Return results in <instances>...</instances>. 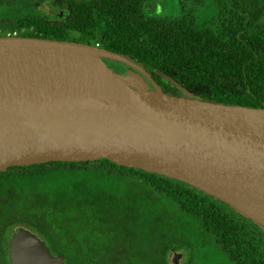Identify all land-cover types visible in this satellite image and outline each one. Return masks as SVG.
Masks as SVG:
<instances>
[{
    "label": "trees",
    "instance_id": "obj_1",
    "mask_svg": "<svg viewBox=\"0 0 264 264\" xmlns=\"http://www.w3.org/2000/svg\"><path fill=\"white\" fill-rule=\"evenodd\" d=\"M46 1L64 19L31 9ZM155 2L0 0V37L98 44L138 64L167 95L181 94L173 81L202 101L264 109V0H172L170 15L150 13ZM17 228L62 264H170L171 254L184 264H264V231L241 214L105 159L0 172V264Z\"/></svg>",
    "mask_w": 264,
    "mask_h": 264
},
{
    "label": "water",
    "instance_id": "obj_2",
    "mask_svg": "<svg viewBox=\"0 0 264 264\" xmlns=\"http://www.w3.org/2000/svg\"><path fill=\"white\" fill-rule=\"evenodd\" d=\"M170 82L179 96L104 49L0 37V172L105 159L182 182L264 231V109L202 101ZM10 251L11 264H62L23 228Z\"/></svg>",
    "mask_w": 264,
    "mask_h": 264
},
{
    "label": "rangeland",
    "instance_id": "obj_3",
    "mask_svg": "<svg viewBox=\"0 0 264 264\" xmlns=\"http://www.w3.org/2000/svg\"><path fill=\"white\" fill-rule=\"evenodd\" d=\"M161 2H159L158 0H156L155 2V10H152L150 13H156V12H160V13H165L167 15L170 14H176L178 9L176 7V5L172 2V0H166L164 1L163 7L162 5H160ZM30 8L32 7V4H30ZM35 8H31V9H35L40 15H43L44 17H46V19L50 20V21H57V20H62L65 17V12L64 10H61L59 7H56L54 4H50L47 1L44 3H40V4H35ZM153 6V3L149 4L146 8L147 10H151ZM153 8V9H154ZM16 9V6H15ZM20 9V8H19ZM31 9H26L23 10L24 12L30 11ZM20 12H23L21 10H19ZM23 12V13H24ZM13 13V12H12ZM11 13V15H12ZM109 61V60H108ZM109 67L110 69H112V71L116 74H119L121 76H127L129 73L130 74H135L137 76V73H135L134 71H132L130 68L118 63V62H114V61H109ZM134 72V73H133ZM143 82L145 85H147L148 90H152V87L150 85H148V83H146L147 81L143 79ZM173 255H170V260L171 263L170 264H175L173 261ZM178 264H184V257H182L179 260Z\"/></svg>",
    "mask_w": 264,
    "mask_h": 264
},
{
    "label": "flooded vegetation",
    "instance_id": "obj_4",
    "mask_svg": "<svg viewBox=\"0 0 264 264\" xmlns=\"http://www.w3.org/2000/svg\"><path fill=\"white\" fill-rule=\"evenodd\" d=\"M104 61V63L107 65V67H109V61L108 60H103ZM110 68V67H109ZM18 229V228H17ZM26 230V229H25ZM15 231V230H14ZM14 231L11 233V236H10V238H9V241H8V264H11V251H10V241H11V238H12V236H13V234H14ZM28 231V230H27ZM30 232V231H29ZM31 233V232H30ZM34 237H35V235L33 234V233H31ZM35 238H37L39 241H41L38 237H35ZM43 244H44V246H45V248H47L46 247V245H45V243L43 242V241H41ZM2 256H0V263H4V260H2V258H1Z\"/></svg>",
    "mask_w": 264,
    "mask_h": 264
},
{
    "label": "built area",
    "instance_id": "obj_5",
    "mask_svg": "<svg viewBox=\"0 0 264 264\" xmlns=\"http://www.w3.org/2000/svg\"><path fill=\"white\" fill-rule=\"evenodd\" d=\"M14 35H15V34H14ZM94 47H96V48H100L98 44H96Z\"/></svg>",
    "mask_w": 264,
    "mask_h": 264
}]
</instances>
